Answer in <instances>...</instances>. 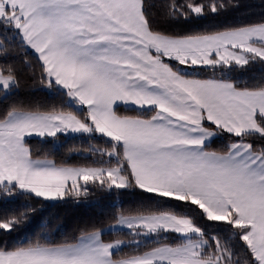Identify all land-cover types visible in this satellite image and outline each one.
<instances>
[{
	"label": "snow or ice",
	"instance_id": "6c2138e0",
	"mask_svg": "<svg viewBox=\"0 0 264 264\" xmlns=\"http://www.w3.org/2000/svg\"><path fill=\"white\" fill-rule=\"evenodd\" d=\"M0 264H264V0H0Z\"/></svg>",
	"mask_w": 264,
	"mask_h": 264
}]
</instances>
